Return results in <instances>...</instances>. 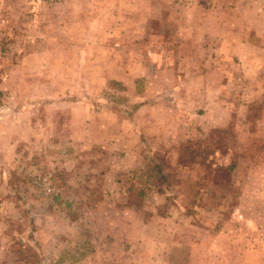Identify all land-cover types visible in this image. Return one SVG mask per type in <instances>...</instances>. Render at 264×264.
<instances>
[{
    "label": "rangeland",
    "instance_id": "rangeland-1",
    "mask_svg": "<svg viewBox=\"0 0 264 264\" xmlns=\"http://www.w3.org/2000/svg\"><path fill=\"white\" fill-rule=\"evenodd\" d=\"M217 1L0 0V264H264V0Z\"/></svg>",
    "mask_w": 264,
    "mask_h": 264
},
{
    "label": "crops",
    "instance_id": "crops-1",
    "mask_svg": "<svg viewBox=\"0 0 264 264\" xmlns=\"http://www.w3.org/2000/svg\"><path fill=\"white\" fill-rule=\"evenodd\" d=\"M213 3H214L213 4L214 5L213 7H216L217 8L218 6H220L219 5V2L217 0H213ZM198 38H200V37H198ZM145 264H158V255H155V257L153 258V260H149ZM160 264H169V261H168V259H167V257H166L165 254H164L163 260L160 262Z\"/></svg>",
    "mask_w": 264,
    "mask_h": 264
},
{
    "label": "trees",
    "instance_id": "trees-1",
    "mask_svg": "<svg viewBox=\"0 0 264 264\" xmlns=\"http://www.w3.org/2000/svg\"><path fill=\"white\" fill-rule=\"evenodd\" d=\"M210 165H207V167H209ZM233 169V167L231 166V165H229V166H227V167H222V166H214V169H212V170H220V171H230V170H232Z\"/></svg>",
    "mask_w": 264,
    "mask_h": 264
}]
</instances>
